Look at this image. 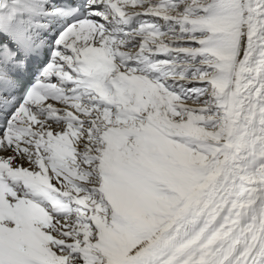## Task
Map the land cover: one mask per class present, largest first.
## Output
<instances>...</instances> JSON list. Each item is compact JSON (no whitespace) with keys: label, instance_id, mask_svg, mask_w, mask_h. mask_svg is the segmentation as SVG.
Returning <instances> with one entry per match:
<instances>
[{"label":"snow or ice","instance_id":"obj_1","mask_svg":"<svg viewBox=\"0 0 264 264\" xmlns=\"http://www.w3.org/2000/svg\"><path fill=\"white\" fill-rule=\"evenodd\" d=\"M0 264H264V0H0Z\"/></svg>","mask_w":264,"mask_h":264}]
</instances>
